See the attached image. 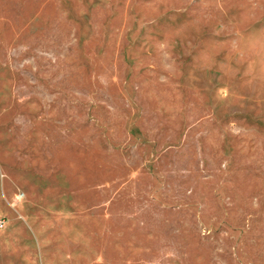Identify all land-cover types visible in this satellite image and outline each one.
Returning <instances> with one entry per match:
<instances>
[{
	"label": "rangeland",
	"instance_id": "obj_1",
	"mask_svg": "<svg viewBox=\"0 0 264 264\" xmlns=\"http://www.w3.org/2000/svg\"><path fill=\"white\" fill-rule=\"evenodd\" d=\"M0 264H264V0H0Z\"/></svg>",
	"mask_w": 264,
	"mask_h": 264
}]
</instances>
